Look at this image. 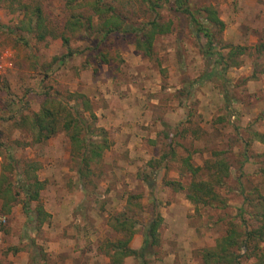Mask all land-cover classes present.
<instances>
[{
    "label": "rangeland",
    "instance_id": "rangeland-1",
    "mask_svg": "<svg viewBox=\"0 0 264 264\" xmlns=\"http://www.w3.org/2000/svg\"><path fill=\"white\" fill-rule=\"evenodd\" d=\"M89 1L0 0V179L16 197L8 207L0 199V264H114L107 244L126 234L113 219L129 218L135 230L128 245L138 249L156 215L159 243L145 264H202V252L228 229L259 225L264 54L257 47L264 43V0H186L192 9L213 8L223 21L221 32L212 29L225 67L205 56L203 37L174 0L156 9L171 30L155 37L150 56L130 32L100 33L102 18ZM102 2L128 26L155 14L140 0ZM236 46L244 50L234 64L227 54ZM42 108L58 109V130L37 143L31 123ZM73 108L97 133L105 131L108 144L84 177L63 128ZM219 158L229 167L216 188L223 202L194 204L186 198L193 178L184 161L203 167L200 178L210 179L204 165ZM25 174L45 181L39 203L48 215L41 225L34 218L38 202H28L20 187ZM123 263L143 262L125 257Z\"/></svg>",
    "mask_w": 264,
    "mask_h": 264
},
{
    "label": "trees",
    "instance_id": "trees-1",
    "mask_svg": "<svg viewBox=\"0 0 264 264\" xmlns=\"http://www.w3.org/2000/svg\"><path fill=\"white\" fill-rule=\"evenodd\" d=\"M75 0H69L72 4ZM166 0H140L148 9L149 12L155 13L151 20H148L141 25H127L125 17L118 13L111 5H105L102 0H90L89 5L95 14L102 18L99 31L104 36L118 32H130L135 36V46L140 49L144 55L150 56L152 54L153 42L157 35L167 33L171 30V22H161L159 13L156 9L162 6V2ZM176 11L183 14L188 18L189 22L194 26L197 34L203 37L204 46L203 51L207 58H211L215 64L222 62L221 65L228 66L225 56L220 52L217 47L215 30L221 32L224 27L223 21L219 18L218 14L213 8L204 7L200 9H192L186 0H174ZM35 16L39 19V10ZM74 24H79L80 20L75 19ZM91 18H88V27L92 26ZM36 29L41 24L36 20ZM213 28V29H212ZM44 36L40 35L39 39ZM64 43H68V39H64ZM242 47H232L229 50L227 57L230 62L237 64L235 58L243 54ZM258 54H264V43L258 47ZM231 63V64H232ZM214 64V63H213ZM214 64V65H215ZM233 66V65H232ZM225 69V68H223ZM214 66L208 73L213 75L215 73ZM223 71V70H222ZM77 99L82 98L85 103L83 95H76ZM63 128L69 136L73 150L78 154L79 165L78 174L82 177L87 176L91 162L98 160L102 157L105 149L108 148L104 130L97 133V129L90 122L88 123L83 114L78 109L73 108L64 113ZM91 114V113H90ZM58 109L50 111L48 108H42L32 118V126L34 129V140L39 143L45 141L57 133L58 127ZM94 120V114H91ZM103 136L101 141L94 140L95 136ZM187 171L191 174L192 180L188 184V193L186 198L194 204L213 205L215 203H222L223 200L219 197L216 190L222 187L225 178L229 175V167L224 159H216L212 164L208 162L204 165L207 175L210 179L200 178L203 167L194 166L189 159L185 160ZM34 168V167H33ZM27 173V171H25ZM26 175V174H25ZM20 182V187L28 202H38L35 207V220L38 225H41L46 220L48 213L43 209L39 203V193L45 186V181L40 180L37 176L26 175ZM2 176L0 179V199H5L4 206L16 200L12 194L11 185H3L6 183V178ZM168 184H176L178 188H183L179 182H169ZM152 185V183H150ZM27 201L25 206H27ZM256 216L259 218V225L251 227L250 229L238 230L231 227L227 230L226 234L222 236L211 249H205L202 252V264H242L240 256L246 259L255 258V264H264V196L260 195L259 201L256 204ZM114 227L120 231H124L126 238L119 239L115 243H108L107 254L112 258L114 264H124L125 257H134L141 260L145 264V256L148 254V249L159 243L158 229L161 225V216L156 215L153 219H149V223L143 233V242L138 249L131 248L128 243L130 242L134 233V225L130 222L128 217H115ZM244 251V253H239Z\"/></svg>",
    "mask_w": 264,
    "mask_h": 264
},
{
    "label": "built area",
    "instance_id": "built-area-1",
    "mask_svg": "<svg viewBox=\"0 0 264 264\" xmlns=\"http://www.w3.org/2000/svg\"><path fill=\"white\" fill-rule=\"evenodd\" d=\"M4 221H5V218H3L2 216H0V225H1V223L4 222Z\"/></svg>",
    "mask_w": 264,
    "mask_h": 264
}]
</instances>
